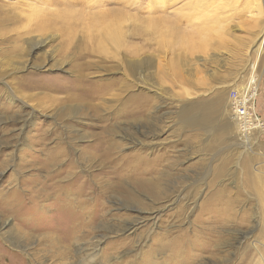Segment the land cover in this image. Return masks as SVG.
<instances>
[{
    "label": "rangeland",
    "instance_id": "rangeland-1",
    "mask_svg": "<svg viewBox=\"0 0 264 264\" xmlns=\"http://www.w3.org/2000/svg\"><path fill=\"white\" fill-rule=\"evenodd\" d=\"M44 8L94 50L63 19L23 25ZM6 15L0 264H264V0H0ZM113 22L121 46L97 43Z\"/></svg>",
    "mask_w": 264,
    "mask_h": 264
},
{
    "label": "bare ground",
    "instance_id": "bare-ground-1",
    "mask_svg": "<svg viewBox=\"0 0 264 264\" xmlns=\"http://www.w3.org/2000/svg\"><path fill=\"white\" fill-rule=\"evenodd\" d=\"M46 8V7H45ZM45 8H44V10H45ZM8 9V8H7ZM42 8H40V10H41ZM47 10H48V8H47ZM11 11V10H10ZM18 11V10H17ZM12 12H14V11H12ZM19 12H20V10H19ZM42 12H44V14L43 15H38V16H36L35 17V19L33 18L32 19V17H31V15H26V18H22L21 16H15V17H13V15H11L10 17H9V15L7 16L6 15V17H5V19H3L0 23H3V22H5L4 24L5 25H9L10 23L9 22H13V21H15L16 19H26V23L25 24H23L24 26H27V25H29V26H31V24H32V21L34 20L35 21V25H36V27H44V28H47V27H50V26H52V24H56L57 22H55V21H58V20H56V18L57 19H63L64 20V25L65 24H68L69 25V27H70V29H67V30H65V32L67 31V36L69 37V47L71 48V47H74L75 49L77 48H80V50H86L87 52H90L91 53V48H92V50H94V48H93V40L95 39V37L92 35V34H89V36H88V38H87V40L89 41V42H91V44H92V47L91 48H89V47H87V44L85 43V42H80L79 40H81V37H78V40H76V32L72 29V28H75V22L73 21L74 20V17H73V14H72V12L70 13H68V11H66L65 13L64 12H61L60 14H56V13H52V12H49V11H47L46 12V10L45 11H43L42 10ZM57 12V11H56ZM60 12V11H59ZM26 13V12H25ZM9 14V13H8ZM14 14V13H13ZM23 14V13H22ZM31 14V13H30ZM27 16L28 17H30V18H28L27 19ZM195 18V17H194ZM198 18V17H197ZM6 20V21H5ZM62 20V21H63ZM186 20V19H185ZM149 22V21H148ZM104 23V22H103ZM150 23V22H149ZM12 24V23H11ZM109 25V24H108ZM45 26H47V27H45ZM58 26H60V25H58ZM110 26L112 27V29H109V30H107V31H105V33L104 34H101V35H98L97 36V39H98V42L97 43H99V44H103L105 41H107L106 40V36H109V39L110 40H112V41H114L117 45H118V47L119 46H121V43H122V36H123V32H122V30H120V28H118V29H116L115 30V26H117V22H113V23H111L110 24ZM55 27V26H54ZM23 28V27H22ZM46 30V29H45ZM44 31V30H43ZM50 32V31H49ZM64 33V32H63ZM85 33V32H84ZM45 34H46V32H45ZM62 34V33H61ZM86 34V33H85ZM88 34V33H87ZM54 35H56L55 33L53 34V36ZM75 40H76V42H75ZM77 41H79V42H77ZM82 41V40H81ZM73 48V50H75ZM79 51V50H78ZM130 58H132V57H130ZM129 59V58H128ZM135 59V58H134ZM130 61H133V60H130ZM137 63V62H136ZM246 109V108H245ZM245 116H246V112H245ZM244 116V117H245ZM240 117V116H239ZM246 118V117H245ZM142 223V221H140V222H133V223H130L129 224V226H128V230L130 231V230H133V231H135V229H137L138 228V226L140 225ZM136 227V228H135Z\"/></svg>",
    "mask_w": 264,
    "mask_h": 264
},
{
    "label": "built area",
    "instance_id": "built-area-1",
    "mask_svg": "<svg viewBox=\"0 0 264 264\" xmlns=\"http://www.w3.org/2000/svg\"><path fill=\"white\" fill-rule=\"evenodd\" d=\"M245 112H246V109H245L244 107H242V105H241V107H238V108H236V110H235L236 115H238V116H240V117H242V118H244V116H245ZM246 113H247V112H246Z\"/></svg>",
    "mask_w": 264,
    "mask_h": 264
}]
</instances>
